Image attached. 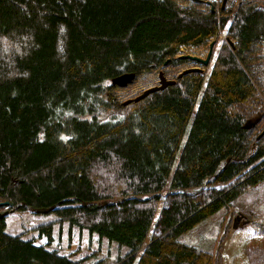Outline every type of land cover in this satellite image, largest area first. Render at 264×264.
I'll use <instances>...</instances> for the list:
<instances>
[{
    "label": "trees",
    "instance_id": "trees-1",
    "mask_svg": "<svg viewBox=\"0 0 264 264\" xmlns=\"http://www.w3.org/2000/svg\"><path fill=\"white\" fill-rule=\"evenodd\" d=\"M194 1L0 0V264L107 260L63 252L55 225L114 244L109 264H214L181 237L264 184V0ZM213 40L209 70L123 105L113 76ZM27 211L34 235L8 231ZM256 217L247 257L264 264Z\"/></svg>",
    "mask_w": 264,
    "mask_h": 264
},
{
    "label": "rangeland",
    "instance_id": "rangeland-1",
    "mask_svg": "<svg viewBox=\"0 0 264 264\" xmlns=\"http://www.w3.org/2000/svg\"><path fill=\"white\" fill-rule=\"evenodd\" d=\"M181 5L188 6L195 4L194 0H177ZM212 3L221 5L222 0H210ZM232 1L239 0H228L225 3L224 7L231 4ZM204 3V2H202ZM201 3V4H202ZM222 6V5H221ZM199 9L206 8L201 5L198 6ZM223 7V8H224ZM219 39L225 38V32L222 30L218 34ZM262 55L264 58V41L261 44ZM178 55L186 54H197L199 57L203 58L208 53V44L203 46H185L182 45L178 51ZM213 56H211L209 65L205 66L204 71H207L211 68V62L213 61ZM262 74L264 80V59L262 61ZM200 65L197 61L188 60L185 58L183 61H178L175 65L171 63L159 66L158 68L153 69L151 72H143L138 75L129 85L119 89L120 100L123 101L126 98L136 97L138 94L145 88L151 87V85L159 83V71H163L166 77L175 79L177 73L184 69L190 68V66ZM264 82V81H263ZM251 191L256 193L255 199L247 196L238 200V203L234 208H228L227 211L222 212L220 215H212L206 220H201L193 229H188L183 236L181 237L183 241L192 243V245H198L199 247L205 249L207 252L212 251V258L214 264H250L247 255L253 249L249 248L248 241L254 233V222L251 220L257 219L256 216L262 213L264 210V184H261L259 187L253 188ZM158 206L157 215H159ZM30 211H27L26 214H14L11 216L10 226L12 228H7L8 231H13L14 233H20L21 230H26L27 235L29 236L35 233L36 227L41 224L42 218L32 216ZM155 217V219H156ZM238 217V219L236 218ZM250 222V223H249ZM52 223V222H50ZM243 223V224H242ZM158 227V226H157ZM156 226L153 227L151 235L157 236L160 234L159 228ZM55 242L54 244L60 247V249L69 254L78 253L79 257H85V255H90V262L93 261V258L98 254L101 259L108 257L105 262L100 264H109L113 263L114 260L118 257V253L115 251L114 244L110 243L109 247L106 246L108 240H100L98 236L94 233L88 235L84 230L79 232L77 228H71L67 225L53 226ZM32 235V236H33ZM44 243L47 241L46 238L42 239ZM261 250H256V253L253 257L260 261L259 254ZM93 253V254H92ZM264 260V256L262 255Z\"/></svg>",
    "mask_w": 264,
    "mask_h": 264
},
{
    "label": "water",
    "instance_id": "water-1",
    "mask_svg": "<svg viewBox=\"0 0 264 264\" xmlns=\"http://www.w3.org/2000/svg\"><path fill=\"white\" fill-rule=\"evenodd\" d=\"M207 2L210 3V6H211V9L213 10V5H212V2L210 0H206ZM228 0H222L221 2V5L224 7L225 3H227ZM229 40L231 41L230 43L233 42V40L231 38H229ZM216 41L213 40L211 41V43H209V47H208V53L205 57L201 58L199 57V55L197 54H193V53H190V54H186V53H183V54H180V58H186L188 60H194V61H197L200 65H203L204 67H201L199 65H194V66H190V68H184L182 70H180L176 77L178 76H181L182 74L184 73H191V71H199L200 73H202L205 69V66H208L209 64V61H210V58L211 56L213 55V51H212V48H213V44L215 43ZM169 58H167L165 61H164V64L165 65L167 63ZM159 75V83L158 84H154V85H151V87L149 88H145L143 89L139 94L138 96H136L135 98L134 97H130V98H126L123 102V105H125L126 103H128L129 101L131 100H134V101H138L140 98H143L145 97L146 95H149L151 93V91L153 90H156V89H164L165 86L169 85V84H175L176 83V79H172V78H168L165 76V74L163 73V71H159L158 73ZM136 77V74L133 72V71H124V73H119L115 76H113L111 78V81L112 83L114 84H118L120 87H125V85H129L131 82L135 81ZM255 125V121L254 120H248L245 122V124L243 125L244 128H248V127H251ZM264 133V129L257 135V138H259L260 135H262ZM14 203L13 202H10V201H0V206H7V205H13ZM34 211L37 212V213H45L47 211L46 208H34ZM10 213V210H6L4 212H0V219H3L6 215H8ZM243 224V223H242Z\"/></svg>",
    "mask_w": 264,
    "mask_h": 264
},
{
    "label": "flooded vegetation",
    "instance_id": "flooded-vegetation-1",
    "mask_svg": "<svg viewBox=\"0 0 264 264\" xmlns=\"http://www.w3.org/2000/svg\"><path fill=\"white\" fill-rule=\"evenodd\" d=\"M203 66V65H202ZM238 219V217H236Z\"/></svg>",
    "mask_w": 264,
    "mask_h": 264
}]
</instances>
